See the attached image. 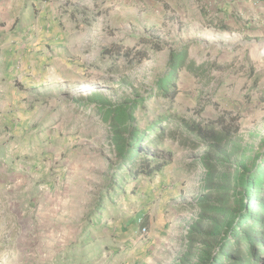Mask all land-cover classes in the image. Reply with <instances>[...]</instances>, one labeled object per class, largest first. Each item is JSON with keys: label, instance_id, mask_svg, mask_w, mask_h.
Returning a JSON list of instances; mask_svg holds the SVG:
<instances>
[{"label": "rangeland", "instance_id": "rangeland-1", "mask_svg": "<svg viewBox=\"0 0 264 264\" xmlns=\"http://www.w3.org/2000/svg\"><path fill=\"white\" fill-rule=\"evenodd\" d=\"M37 23L30 38L38 40L40 55L58 61L39 78L16 80L19 87H39L42 102L33 104L32 122L0 128V138L11 133L15 167L6 173L0 162V178L8 181L0 193V264H173L199 214L191 205L202 194L197 161L205 150L170 137L177 128H168L164 144L148 151L177 168L172 181L160 171L140 176L114 205L96 206L109 186L115 151L108 126L74 104L100 96L122 101L144 91L165 69L170 50L195 41L189 53L197 64L205 61L202 71L181 70L175 100L150 98L148 112L195 117L200 111L207 118L238 112L244 141L258 144L264 138V44L249 41L253 34L218 29L214 9H178L172 2L160 9L153 0H0V38L27 42L25 27ZM11 25H18L15 34L2 32ZM140 37L162 48L134 65L103 55L118 42L143 48ZM229 62L225 70L216 66Z\"/></svg>", "mask_w": 264, "mask_h": 264}, {"label": "trees", "instance_id": "trees-1", "mask_svg": "<svg viewBox=\"0 0 264 264\" xmlns=\"http://www.w3.org/2000/svg\"><path fill=\"white\" fill-rule=\"evenodd\" d=\"M194 42L170 50L165 69L144 91L122 101L100 96L75 102V108L89 109L108 126L115 151L109 186L96 206L114 205L129 181L162 170L169 160L148 149L164 144L165 132L175 127L170 137L181 136L182 144L205 151L197 161L204 171L202 194L191 205L199 214L189 227L185 251L173 264H264V138L258 144L244 141L238 112L224 110L207 118L200 111L194 117L147 110L150 98L175 100L181 70L202 71L205 61L197 64L189 53ZM139 43L145 47L113 43L103 55L112 61L125 57L134 65L162 48L151 37H140ZM232 64L216 66L225 70Z\"/></svg>", "mask_w": 264, "mask_h": 264}, {"label": "crops", "instance_id": "crops-1", "mask_svg": "<svg viewBox=\"0 0 264 264\" xmlns=\"http://www.w3.org/2000/svg\"><path fill=\"white\" fill-rule=\"evenodd\" d=\"M153 1L160 9H162V5L165 2H172V5H175L178 9H214V17L218 29L224 32L235 31L241 37H248L253 34L254 38L249 41L257 39L264 44V0ZM17 26L13 27L11 25L5 30L2 29V32L7 33V30H11L10 34L13 35L17 31ZM30 26L24 29H30L27 32V42H21L20 38L13 36L12 40L16 41L18 39L17 43L7 42L5 38H0V128L13 125L27 126L32 122L33 104L42 102L40 97H36L39 87H19L16 80L26 77L39 78L42 76L45 67L48 69L51 63L54 64L58 61L54 57H49L50 54L48 52L43 55L39 54L36 46L38 40L30 38L34 35L35 26L38 27L39 25L37 23L32 28ZM222 26L225 28H221ZM51 40L52 42L54 41L53 39ZM10 134L8 133L5 135L6 137L0 138V162L7 166L6 173L9 170L13 173L15 168L10 162L11 155L14 154L9 149ZM176 169L174 165L170 167L169 163L160 172L166 175L167 181L170 183L172 177H175ZM17 170L21 169L18 168ZM7 187L8 181L3 177L0 178V193L7 191Z\"/></svg>", "mask_w": 264, "mask_h": 264}, {"label": "built area", "instance_id": "built-area-1", "mask_svg": "<svg viewBox=\"0 0 264 264\" xmlns=\"http://www.w3.org/2000/svg\"><path fill=\"white\" fill-rule=\"evenodd\" d=\"M142 231H143V232H146V231H147V228H146V227H143V228H142Z\"/></svg>", "mask_w": 264, "mask_h": 264}]
</instances>
